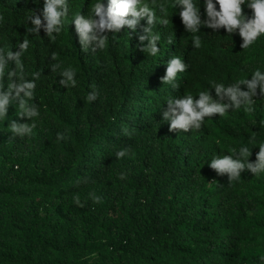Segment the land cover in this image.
<instances>
[{
	"label": "trees",
	"instance_id": "1",
	"mask_svg": "<svg viewBox=\"0 0 264 264\" xmlns=\"http://www.w3.org/2000/svg\"><path fill=\"white\" fill-rule=\"evenodd\" d=\"M97 2L68 0L65 27L50 41L43 27L28 33L35 26L27 17L42 14L44 0H0V49L19 51L28 36L24 74L40 73L29 101L39 117H19L13 102L0 118V264H264V173L245 170L229 183L209 167L231 148L253 147L252 136L264 142L259 90L253 112L206 118L199 130L169 131L162 116L170 97L198 99L210 81L227 86L256 69L264 72V36L243 50L238 31L230 36L202 26L189 33L174 0H144L158 17L164 5L169 21L153 28L160 35L156 56L140 50L146 18L136 32H108L104 49L85 53L71 22ZM194 3L206 19L204 0ZM243 10L251 18L252 10ZM196 35L199 49L192 44ZM174 55L188 66L178 73L176 89L161 81ZM57 62L76 69L75 87L59 84L60 70H51ZM93 90L98 98L87 102ZM13 120L36 127L31 135L13 136ZM58 132L68 139L58 143ZM125 147L129 155L117 160ZM258 151L252 149L250 162ZM90 193L102 203H93ZM76 195L84 207L73 203Z\"/></svg>",
	"mask_w": 264,
	"mask_h": 264
},
{
	"label": "clouds",
	"instance_id": "2",
	"mask_svg": "<svg viewBox=\"0 0 264 264\" xmlns=\"http://www.w3.org/2000/svg\"><path fill=\"white\" fill-rule=\"evenodd\" d=\"M179 5L181 18L184 28L189 33L200 32L201 27H207L214 32L225 29L227 34L238 31L243 43L240 47L243 50L249 49L255 42L264 36V0H204L206 19H201L200 9L194 0H174L172 7ZM217 5L219 10H217ZM252 10L251 18H249L243 6ZM156 6L144 3V0H109L107 6L98 0L97 3L91 5V12L88 15L77 13L72 22H74L75 32L78 36L79 44L82 50L95 53L106 47L109 36L106 33H119L121 29L127 27L136 32L140 21L146 18L147 26L143 27L142 34L138 39L142 47L141 51L147 52L151 56H156L160 51L157 46L160 35L153 32V28L157 25L166 26L168 19L164 5H159L161 17L157 16ZM42 15V19H41ZM69 16L68 0H44L42 14H35L27 17L35 26L28 29V33H39L43 27L49 40H55L64 29ZM3 17H0L2 20ZM25 36L22 43L18 44L19 51H4L0 49V118L7 117L9 107L13 102L18 105V116L27 117L29 121L39 117V107L35 103H30L34 98L36 88L35 81L39 79L40 73H33V78L28 79L24 74V66L21 60L22 54L26 52L30 45V40ZM147 44L144 45V42ZM172 41H169L171 44ZM195 49L202 46L201 38L196 35L192 39ZM53 61L57 60V53H52ZM11 65V67H10ZM187 64L184 63L179 56H172L167 61L166 74L161 77L163 84H169L173 89L179 87L176 83L178 73L187 70ZM62 69V70H61ZM52 72L59 71L62 77L59 84L62 87H75L77 85L76 69L72 67L62 68L61 63L52 64ZM5 77H7L5 90ZM211 88L200 91L198 99L191 94H185L179 97L168 98L167 108L163 111V120L170 122L169 131L173 132H189L193 129L199 130L205 122L206 118H212L216 115L223 117L229 111L239 110L243 108L244 112H253L255 97L259 95L264 98V72L260 69L254 70L251 78H245L235 83L225 85L210 81ZM246 90H244V88ZM214 89L215 96L211 94ZM98 98V92L93 90L86 96L87 102H94ZM36 127L35 122L18 123L15 120L9 124L10 132L13 136L23 138L31 135ZM68 137L65 133L58 132L56 140L66 141ZM249 143L241 146L239 149L231 148L230 154L213 157L209 167L218 175H227L228 182L239 181L241 174L247 170L255 177H259L264 173V142L256 143V137L249 138ZM258 147L254 162H250L252 149ZM127 147L115 153L117 160L123 159L129 155ZM121 180L127 178V174L120 173ZM81 181H77L79 184ZM83 182H87L85 179ZM89 198L95 204L102 203V197L95 193H90ZM73 203L78 207H84L79 195L73 197ZM264 260V257H261Z\"/></svg>",
	"mask_w": 264,
	"mask_h": 264
}]
</instances>
